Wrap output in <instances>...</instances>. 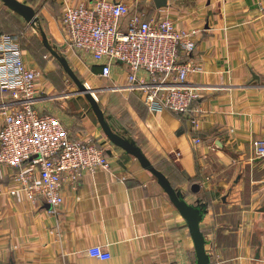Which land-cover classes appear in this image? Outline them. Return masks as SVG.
<instances>
[{"label":"crops","instance_id":"obj_1","mask_svg":"<svg viewBox=\"0 0 264 264\" xmlns=\"http://www.w3.org/2000/svg\"><path fill=\"white\" fill-rule=\"evenodd\" d=\"M21 1L36 9L39 21L30 25L3 4L0 33L24 35V60L38 73L35 106L61 118L75 140L92 136L104 144L110 168L85 171L76 188L66 177L63 203L53 210L27 198L13 169L0 167V264L196 261L186 220L156 177L109 140L89 101L44 45L42 31L77 75L94 81L85 83L96 90L111 125L135 141L189 203L206 210L201 228L213 264H264V157L253 146L264 140V0H167L161 8L154 0H117L130 13L166 15L193 33L196 48L187 59L200 71L187 84L201 112L189 115L149 110L143 93L128 88L125 65L103 77L92 56L66 45L64 11L93 0ZM9 102L10 93L0 90V106ZM3 122L0 113V129ZM96 246L111 258L90 256Z\"/></svg>","mask_w":264,"mask_h":264},{"label":"built area","instance_id":"obj_2","mask_svg":"<svg viewBox=\"0 0 264 264\" xmlns=\"http://www.w3.org/2000/svg\"><path fill=\"white\" fill-rule=\"evenodd\" d=\"M61 22L66 45L92 56L101 76L109 78L119 64L125 65L128 88L143 93L149 110L180 115L201 112L195 106L198 95L187 84L188 76L200 71L187 59L196 48L193 33L178 29L168 16L149 18L145 13H130L121 1L93 0L88 6L67 7ZM23 36L0 33V90L10 93V102L0 106L4 119L0 167L13 169L18 189L27 198L44 201L55 210L63 203L65 178L76 188L85 171L109 169V156L96 138L75 140L61 118L35 106L38 73L24 60ZM191 122L199 125L196 117ZM253 146L255 155L263 158L264 140H254ZM88 253L102 260L111 258L101 246L90 247Z\"/></svg>","mask_w":264,"mask_h":264},{"label":"water","instance_id":"obj_3","mask_svg":"<svg viewBox=\"0 0 264 264\" xmlns=\"http://www.w3.org/2000/svg\"><path fill=\"white\" fill-rule=\"evenodd\" d=\"M158 8L166 7L168 5L167 0H154ZM0 3L22 16L27 23L35 25L39 21L37 11L32 6L24 3L21 0H0ZM43 43L46 48L58 59L64 70L72 78L78 87V93L84 95L89 101L93 111L95 112L99 123L101 124L103 131L107 135L110 141L123 148L127 153L135 156L142 167L150 171L157 179L158 183L169 195L171 201L180 212L182 217L186 220L190 235L193 239L195 246V263L196 264H213L211 255L208 252L207 244L208 240L201 228V222L205 216L206 210L199 205L189 203L185 195L176 189L169 178L160 171L153 163L145 156L143 151L137 146L135 141L124 135L121 131L117 130L110 123V117H107L100 103L95 97L96 90L89 88L77 75L68 59L62 55L58 48L51 45L48 37L44 31L41 32ZM199 185H194L193 190L199 191ZM9 264H15L11 262Z\"/></svg>","mask_w":264,"mask_h":264},{"label":"rangeland","instance_id":"obj_4","mask_svg":"<svg viewBox=\"0 0 264 264\" xmlns=\"http://www.w3.org/2000/svg\"><path fill=\"white\" fill-rule=\"evenodd\" d=\"M2 7H3V4H0ZM5 10H6V12L7 13H9L8 11H9V9L8 8H5ZM25 26V25H24ZM22 27V28H25V27ZM27 30V29H26ZM15 33H17V34H20L21 32L20 31H15ZM76 72V71H75ZM79 76V75H78ZM80 77V76H79ZM80 79L85 83L86 81H88L90 84H93L94 85V81H92L91 79H90V77L89 76H87L86 74H84V75H82V77H80ZM72 80V79H71ZM96 83V82H95ZM86 84V83H85ZM72 86H74V87H76L77 88V86L74 84L73 85V83L71 84ZM86 86H88V85H86Z\"/></svg>","mask_w":264,"mask_h":264}]
</instances>
